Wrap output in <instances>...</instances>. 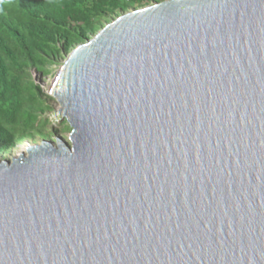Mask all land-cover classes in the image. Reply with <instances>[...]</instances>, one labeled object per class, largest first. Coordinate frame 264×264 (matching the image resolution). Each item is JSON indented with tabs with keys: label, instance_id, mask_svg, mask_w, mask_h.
Masks as SVG:
<instances>
[{
	"label": "water",
	"instance_id": "1",
	"mask_svg": "<svg viewBox=\"0 0 264 264\" xmlns=\"http://www.w3.org/2000/svg\"><path fill=\"white\" fill-rule=\"evenodd\" d=\"M68 140L0 159V264H264V0H164L78 44Z\"/></svg>",
	"mask_w": 264,
	"mask_h": 264
},
{
	"label": "trees",
	"instance_id": "2",
	"mask_svg": "<svg viewBox=\"0 0 264 264\" xmlns=\"http://www.w3.org/2000/svg\"><path fill=\"white\" fill-rule=\"evenodd\" d=\"M161 1L0 0V154L26 139L57 138L49 129L52 97L33 71L48 74L50 64L68 57L108 22ZM56 125L71 132L67 120Z\"/></svg>",
	"mask_w": 264,
	"mask_h": 264
},
{
	"label": "rangeland",
	"instance_id": "3",
	"mask_svg": "<svg viewBox=\"0 0 264 264\" xmlns=\"http://www.w3.org/2000/svg\"><path fill=\"white\" fill-rule=\"evenodd\" d=\"M67 57H59V59H56L55 62H53L52 64H50L48 66V69H50V72L48 74H43V73H39L37 71H33V75L35 77V80L37 81V83L40 84L42 90L44 91L45 94H48L50 96V94L48 93L50 86L52 85V82L55 78V76L57 75L61 64L66 60ZM51 97V96H50ZM51 104L54 107V110L59 106V103L52 98L50 100ZM53 110V111H54ZM53 111L51 113H49V117L52 118V121H54V123H51L49 126V129L53 132L54 137H62L64 138V140H68L69 135H70V131L68 132H61L60 129H62L64 126L62 125H56V123L58 122H62V121H58L55 120L53 117ZM70 126V124H69ZM71 129V126H70ZM53 143H55V139H47ZM41 140H39V138H37L36 140L34 139H26L24 142H22L21 144H18L17 146H15L14 148H12L9 152L6 153H1L0 154V159H7V160H11L13 157H17L18 154L21 151H25V147L27 145H34V144H39Z\"/></svg>",
	"mask_w": 264,
	"mask_h": 264
}]
</instances>
